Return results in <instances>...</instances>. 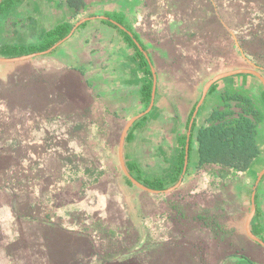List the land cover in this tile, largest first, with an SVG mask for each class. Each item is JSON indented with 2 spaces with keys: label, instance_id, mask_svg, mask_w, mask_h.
Masks as SVG:
<instances>
[{
  "label": "crops",
  "instance_id": "obj_1",
  "mask_svg": "<svg viewBox=\"0 0 264 264\" xmlns=\"http://www.w3.org/2000/svg\"><path fill=\"white\" fill-rule=\"evenodd\" d=\"M84 2L72 17L67 0H0V264L104 257L92 258L99 238L85 216L92 217L93 202L119 211L118 183L96 180L113 164L128 172V188L120 187L123 197L131 193L140 237L154 202L157 210L160 200L182 197V212L186 197L212 193L214 202L229 203L228 241L176 226L156 238L158 247H136L141 264H204L219 260L223 243L249 249L248 239L264 247L255 205L250 216L254 196L264 202V0ZM61 23L71 26L64 38L28 51ZM61 44L59 55L33 58ZM226 92L249 96L262 113L260 153L248 169L231 167L229 180L214 184L219 172L204 168L223 163L195 166V136L220 123L205 118L225 110ZM63 200L75 227L62 224ZM42 202L53 203L52 218ZM77 203L83 212L75 213ZM237 255L264 264L262 252Z\"/></svg>",
  "mask_w": 264,
  "mask_h": 264
},
{
  "label": "rangeland",
  "instance_id": "obj_2",
  "mask_svg": "<svg viewBox=\"0 0 264 264\" xmlns=\"http://www.w3.org/2000/svg\"><path fill=\"white\" fill-rule=\"evenodd\" d=\"M62 44L59 45L57 48L53 49L52 52L39 55L36 58H42L47 56H54L59 55V50H61ZM66 60V59H65ZM5 64H2L3 67ZM263 108V107H262ZM264 133V125L258 129V138L261 140V135ZM110 164V163H106ZM104 164V165H106ZM112 165V164H111ZM107 166V165H106ZM207 167V168H206ZM232 168L225 164H216V165H207L204 168L205 173L219 172V178L216 179L214 177V181L212 183H223L224 181L229 180V172ZM101 172L96 180L102 182L103 180L107 181H114L118 183L119 188L122 190V186L125 188V190L128 188L124 177L126 174L122 169L120 168L119 164H113L110 168L103 167L100 168ZM233 170V169H232ZM78 173L83 171L77 170ZM79 173V174H81ZM96 173V172H95ZM94 173V175H95ZM204 174V173H203ZM232 176L230 175V179ZM121 185V187H120ZM261 186V183L258 187ZM169 187V186H168ZM61 192H67L66 186L61 185ZM167 188V187H166ZM191 188V187H190ZM214 188V187H212ZM218 188V187H215ZM121 190L117 191L118 201H119V207L118 210L114 209L113 207L108 206L106 209L103 206V203L101 202H93L92 209V217L89 215L85 216L86 222L89 223V220L91 221V226L95 231L97 232V238L96 239V245L97 250L94 253L93 259L97 256L100 257L99 252L102 251V254L104 257L98 258L97 260H86L82 259L81 256L84 254H77L75 255L76 258H79L81 260H54V264H141L142 260L139 258L140 256H137L135 253H137L136 247L141 246V244H149L151 249H154L155 247H158L159 244H156V238L160 235H165L167 232L171 233L173 230H175L176 226H183V227H198L202 230H205L204 236L208 237L207 240L214 239L216 242L218 240L223 241L225 238L226 241H228L229 237L232 235V231L229 228V223L224 220V214H226L227 209L229 208V203H227L225 200L222 201L221 204H218L217 202H214V200H211L213 196L212 193H209L208 195H204L202 201L198 199L196 196L190 195L191 197H186L184 208L179 209L181 204H178L179 200L174 199L173 201L171 198H168L166 201L165 199L160 200V204L158 206V209L155 208V202L150 207L151 210L146 211L143 213L141 217V226L145 230H141V237L138 235V228L134 229V220L131 215V193L128 195L129 197H123ZM186 193V191H184ZM263 193V192H262ZM190 194V193H189ZM263 195L262 194H256L254 196V205L260 213L256 215V217L253 220V225L257 223L259 220L258 217L262 218L264 220V202H263ZM125 202H124V200ZM154 200V199H153ZM178 200V201H177ZM213 201V203H212ZM178 202V203H177ZM45 207V214L48 215V217L52 218V202H42ZM128 203V204H127ZM164 203L166 204V208L164 207ZM83 204V203H82ZM82 204L77 203V211L75 213L83 212ZM68 205L67 201H61V208H62V215H65L61 217L62 224L67 227H75L71 220V210L66 213V210L63 209L66 208ZM199 205V209L197 206ZM171 206V209L170 207ZM101 207H103L101 209ZM162 209H160V208ZM56 206L53 208L55 209ZM148 208V207H147ZM126 212L127 215L125 217L122 216L121 212ZM181 212V213H180ZM129 214V215H128ZM84 213H81L80 216L82 218L84 217ZM91 219H90V218ZM56 218V217H55ZM138 224V220H137ZM83 230V229H81ZM148 230H151V233L148 232ZM82 237V236H80ZM81 240H84L83 238H80ZM237 247H234L231 243H223L222 245H225L226 248H223L220 252V258L219 260H200L201 262L204 261V264H219V261L223 259L226 255L234 254V253H245L247 252H262L264 253V247L258 245L257 243L251 241L248 239L247 246L249 249L245 250L242 246H240L241 243H236ZM68 246V245H67ZM135 248V249H134ZM202 256L208 257L210 256L209 250H205L203 247L201 250ZM251 254V253H250ZM251 256V255H250ZM249 258H252L250 257ZM138 258V259H137ZM124 259V260H122ZM32 263L31 260H28V264ZM48 264H52V260H46ZM49 261V262H48ZM36 262V260H35Z\"/></svg>",
  "mask_w": 264,
  "mask_h": 264
},
{
  "label": "trees",
  "instance_id": "obj_3",
  "mask_svg": "<svg viewBox=\"0 0 264 264\" xmlns=\"http://www.w3.org/2000/svg\"><path fill=\"white\" fill-rule=\"evenodd\" d=\"M74 10L75 17L80 10L87 8L84 0H67ZM71 26L61 23L47 31L44 40L38 45L30 46L29 52L44 50L64 38ZM225 110L213 109L205 118L217 119L220 123L200 127L195 140L197 143L195 166L205 163H223L233 169L244 171L260 153L256 142L262 113L251 102L249 96L239 92H226L224 97ZM191 139V137H190ZM189 155V153H188ZM184 153H180V166ZM189 157V156H188Z\"/></svg>",
  "mask_w": 264,
  "mask_h": 264
},
{
  "label": "water",
  "instance_id": "obj_4",
  "mask_svg": "<svg viewBox=\"0 0 264 264\" xmlns=\"http://www.w3.org/2000/svg\"><path fill=\"white\" fill-rule=\"evenodd\" d=\"M51 48L47 49L45 52L50 51ZM185 161H186V154H185ZM123 170L125 172L126 175H128L127 170L125 169V167L123 166ZM260 174L257 178L256 183L258 182V179L260 178ZM253 198V196H252ZM254 203L252 201L251 203V210H250V216L254 213ZM220 264H252L246 257L242 256V255H237V254H232L229 255L227 257H225Z\"/></svg>",
  "mask_w": 264,
  "mask_h": 264
}]
</instances>
